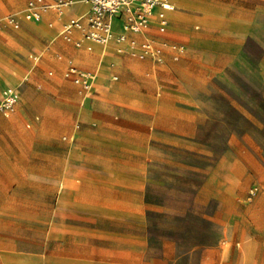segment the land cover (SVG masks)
I'll return each instance as SVG.
<instances>
[{
  "label": "rangeland",
  "instance_id": "obj_1",
  "mask_svg": "<svg viewBox=\"0 0 264 264\" xmlns=\"http://www.w3.org/2000/svg\"><path fill=\"white\" fill-rule=\"evenodd\" d=\"M27 1L0 0V67L19 78L1 69L19 95L16 107L60 105L63 97L79 111L81 94L68 68L93 71L98 63L106 81L101 87L97 71L89 105L123 106L121 116L113 112L121 136L148 142L156 154L146 158L148 144L133 145L143 152L135 166L147 179L144 190L127 196L122 209L104 203L105 222L80 218L71 230L53 219V187L30 172L0 201V264H264V49L233 31L250 22L262 40L264 1L249 2L248 19L238 1L233 25L230 0H168L174 9L166 29L150 23L128 32L137 40L133 48L127 40L100 45L86 26L53 37L25 19ZM77 4L82 10L64 25L52 9L43 16L63 29L88 4L71 0L60 10L62 18ZM176 13L197 20L177 29ZM15 113L0 123V153L32 166L46 147L45 129L36 110L35 123L22 115L11 120ZM71 132L57 136L69 140Z\"/></svg>",
  "mask_w": 264,
  "mask_h": 264
},
{
  "label": "crops",
  "instance_id": "obj_2",
  "mask_svg": "<svg viewBox=\"0 0 264 264\" xmlns=\"http://www.w3.org/2000/svg\"><path fill=\"white\" fill-rule=\"evenodd\" d=\"M69 1L71 3V0ZM238 1L243 2V4L245 2L246 4L245 7L243 4L240 6L242 7V11H245V17L248 19V17L252 16L249 5V2L252 0H230V15L233 25L234 17H238ZM235 2L236 5H234ZM169 4L171 3L169 2ZM88 9L89 6L87 5L82 15L85 14ZM173 9L174 7L165 12L167 18L166 27L169 24L168 13ZM52 10L56 14L55 23L64 25L82 10V6L79 4L75 5L74 8L62 18L59 12L55 9ZM157 10L158 9H155L154 14ZM47 11L48 9L44 11L37 20L25 19L32 23L36 22L34 23L35 28L45 27L49 35L56 37L62 33L65 27L57 30L56 25L49 24L47 17L43 16ZM175 16L178 17V20L174 21V27L181 30L186 28L189 23L197 20L189 13H176ZM198 17L200 18L199 15ZM150 23H154L158 28V21L155 16L151 19ZM235 25L238 27L237 20L235 21ZM1 26L2 24L0 27ZM24 26L26 29L33 30V28H31L33 26L28 22H26ZM85 26L88 27L86 21L83 20L82 27L75 29L85 30ZM240 26L241 28L239 29H233L236 33V37L239 35L238 33H240L238 37L242 39L251 38L264 49V38L261 40L255 36L253 24L245 22V24L240 23ZM113 30L115 33L120 31V22L118 19H114L113 21ZM141 31L136 33H141ZM74 33H76V31ZM130 39L136 40L135 37H129L127 33V41ZM89 43L91 42L85 38L83 44L86 45ZM38 47V45H35L33 48L38 49ZM114 52L115 50H113L112 54ZM30 57L34 62L39 58V56L33 55H30ZM76 68L79 69L78 67ZM1 69H5L13 79L19 80L10 67H0V96L2 90L9 87ZM79 70L85 71L83 69ZM97 71L101 73L100 86L103 87L107 76L106 69L99 70L97 63L95 70H88L85 72L93 74L95 77ZM24 78L25 76H23L20 82ZM20 82H18L17 85H19ZM74 84L78 86L79 93L81 94V109L79 111L71 104H64L65 100L62 97L60 105L41 104L35 108L33 105L22 104L17 108V102L13 111L9 114H0V123L8 122V115L15 113V111L16 113L14 115L16 116H13L11 120L22 115L27 121L35 123L34 112L36 110L41 118V125H43L45 129L40 137L42 138L43 144L46 146L43 152H40L37 156L39 162L32 166L28 161L29 159L27 160L28 162L20 164L19 162L17 163L15 159H10V155H14L12 152L11 154L10 152H6V154L0 153V201L5 198V194L9 192L14 193L16 191L15 187L19 186L23 177L30 179V172H33L34 177L36 175L41 184L48 189L53 187V204L50 206L53 219L56 224L67 226L69 230L72 229L80 218H89L92 223L105 222V217L101 211V209L106 207L104 203H108V201L112 200L115 202L114 208L121 207L122 209L127 196L132 198L133 195L136 193L139 194L144 190L147 179L145 176L136 173L141 172V170L135 166L136 156L138 155L137 160H140L139 156H141L143 152L141 148L136 149L133 145L143 146L148 144V147L145 148V151H147L146 158H148L147 155L149 153L156 154V151L152 150L148 142H135V138L133 137L121 136V120H114L113 117L118 118V116H113V112L115 109L121 116V113L124 112L123 106L119 105L114 108L110 105H100L97 107L89 105L94 90L90 89L89 92H85L78 84ZM78 120L80 122V127L77 124ZM59 130L67 132L72 131V136L69 140H66V137L59 139L57 136ZM9 141L17 145L13 136L9 137ZM73 182L79 183V186L75 187ZM12 198L11 200H13ZM120 203L121 206H119ZM112 217L116 219V223L122 222L120 214H115Z\"/></svg>",
  "mask_w": 264,
  "mask_h": 264
},
{
  "label": "built area",
  "instance_id": "obj_3",
  "mask_svg": "<svg viewBox=\"0 0 264 264\" xmlns=\"http://www.w3.org/2000/svg\"><path fill=\"white\" fill-rule=\"evenodd\" d=\"M89 6L88 11L80 17L71 20L65 26L63 32L71 28H81L82 21L85 20L89 28L87 37L94 39L100 44H105L108 39L114 38L116 41H126L128 32H140L149 25L150 20L155 16L158 21V29L165 30L167 18L165 12L169 9L168 0H85ZM69 0H52L47 3L44 0H29L26 5L24 17L26 19L37 20L47 9H55L57 12L67 6ZM155 9H158L154 14ZM118 19L120 31L114 33L113 21ZM1 25V23H0ZM129 46L133 48L137 41L130 39ZM141 48L144 51L151 49L149 42H142ZM67 75L71 76L73 82L78 84L83 91L89 92L94 75L88 72L69 67ZM19 95L15 88L8 87L3 90L0 96V114L7 115L13 111ZM254 192L252 191L251 194Z\"/></svg>",
  "mask_w": 264,
  "mask_h": 264
},
{
  "label": "bare ground",
  "instance_id": "obj_4",
  "mask_svg": "<svg viewBox=\"0 0 264 264\" xmlns=\"http://www.w3.org/2000/svg\"><path fill=\"white\" fill-rule=\"evenodd\" d=\"M83 1L85 2V4H87V2H86L85 0H83ZM73 8H74V6H73ZM169 8H173V6L169 4ZM81 15H82V13L79 15V17H80ZM67 25H68V24H67ZM62 32H63V31H62ZM111 39H114V38H111ZM108 40H109V39H108ZM108 40H107V41H108ZM86 45H87V44H86ZM96 47H97V46H96ZM119 49H120V48H119ZM119 49H118V50H119ZM9 87H12V86H9ZM5 89H6V88H5ZM3 90H4V89H3ZM3 90H2V92H3Z\"/></svg>",
  "mask_w": 264,
  "mask_h": 264
}]
</instances>
